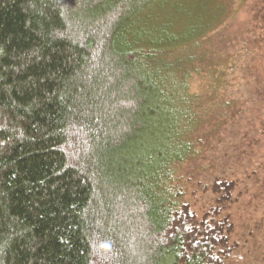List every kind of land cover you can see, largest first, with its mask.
<instances>
[{"label":"trees","instance_id":"16d2710c","mask_svg":"<svg viewBox=\"0 0 264 264\" xmlns=\"http://www.w3.org/2000/svg\"><path fill=\"white\" fill-rule=\"evenodd\" d=\"M232 7L0 0V264L234 259L236 181L202 215L174 184L237 67L213 45Z\"/></svg>","mask_w":264,"mask_h":264},{"label":"rangeland","instance_id":"374dc122","mask_svg":"<svg viewBox=\"0 0 264 264\" xmlns=\"http://www.w3.org/2000/svg\"><path fill=\"white\" fill-rule=\"evenodd\" d=\"M222 1L238 12L213 45L224 54L227 49L237 67L230 70L231 84L215 97L219 106L211 109L209 122L200 131L208 136L192 157L177 164L174 184L177 199L190 202L202 215L217 200L206 186L217 177L236 181L227 212L239 247L229 264H264V47L260 55L256 49L257 43L264 44V23L260 22L264 5L263 0ZM188 11L192 12L190 6ZM248 65L260 68L250 74L249 68L243 70ZM244 76L248 78L242 80ZM200 85L201 81L195 82L196 89ZM217 123L221 126L212 129Z\"/></svg>","mask_w":264,"mask_h":264}]
</instances>
